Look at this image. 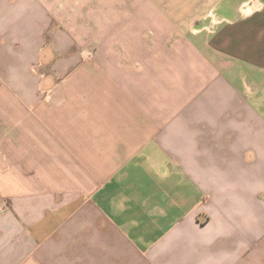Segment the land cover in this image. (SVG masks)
<instances>
[{"label": "crops", "instance_id": "1", "mask_svg": "<svg viewBox=\"0 0 264 264\" xmlns=\"http://www.w3.org/2000/svg\"><path fill=\"white\" fill-rule=\"evenodd\" d=\"M0 264H264V0H0Z\"/></svg>", "mask_w": 264, "mask_h": 264}, {"label": "rangeland", "instance_id": "2", "mask_svg": "<svg viewBox=\"0 0 264 264\" xmlns=\"http://www.w3.org/2000/svg\"><path fill=\"white\" fill-rule=\"evenodd\" d=\"M92 46H94V44L86 45L87 49L92 48ZM85 57L88 58L89 56L85 54ZM54 73L55 72H48L50 78H53L54 80L48 87H43V89L40 91V94L43 95L44 97L56 94V91L62 89V86L60 84L58 85V81L56 79L57 77L53 75ZM76 78H78V76H76ZM64 89H65L64 91L65 94L72 93V88L65 87Z\"/></svg>", "mask_w": 264, "mask_h": 264}]
</instances>
